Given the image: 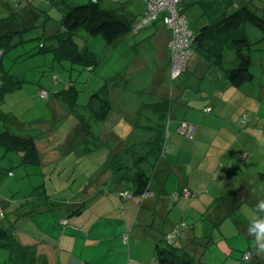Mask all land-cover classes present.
Returning <instances> with one entry per match:
<instances>
[{
	"label": "rangeland",
	"instance_id": "374dc122",
	"mask_svg": "<svg viewBox=\"0 0 264 264\" xmlns=\"http://www.w3.org/2000/svg\"><path fill=\"white\" fill-rule=\"evenodd\" d=\"M17 1L21 5L18 9L21 12L24 9L23 11L25 12L23 14L19 12L15 15L14 21L17 23L15 28L19 26V29L23 28L26 31L16 35L14 39L16 46L9 49L2 57L0 53V68L8 71L11 75H20L22 84L21 89L7 94L0 101V112L4 114L3 119L0 117V131L7 130L17 136L30 135L42 138L43 135L40 133L41 129L39 128L44 124V126L51 127L49 134L55 131L59 136V148L51 162L50 155L41 151L42 164L46 163L45 165L34 166L23 164L19 155L0 147V221L5 220L6 227H12L9 224H14L12 228L13 236L21 246L31 247L29 249L30 255L37 259V264H58L59 254L64 251L77 253L71 256L72 258L75 257L88 262L87 258L90 259L89 262H95L96 264H116L118 259L119 261L124 259V264L129 261L136 262V260L129 258L130 254L131 256L142 257L145 263L139 262L140 264H155V258L152 256L153 247H150L152 250L147 251L145 249L147 247L142 243V240L136 243L132 242L133 234L130 236L128 244L124 240V237L127 236L125 235L122 236L123 240L120 242L114 240L112 243V241L105 239L100 244L93 245L90 241L91 239L85 236V232L81 228L85 219H87L86 216L71 222L70 226L62 225L63 223L60 222L61 218L68 217V212H70L69 202L79 204V207L74 209L78 210L79 208L84 209L93 203L97 199L96 195L101 197L113 195L110 185L116 177L112 175L109 180L110 185L90 187L87 188L86 192L82 191V187L86 183L89 182L88 184L92 185L93 182L91 181L95 176V171L97 169L103 170L102 167L109 159L107 156L108 148L100 150L93 155L87 154L84 157H78L74 150L78 137L76 132L70 133L72 124L76 123L75 120L61 118L58 113L56 117L52 118L51 107L47 106V103L53 100L56 92L73 84L78 91V109L82 111L89 97L105 83L113 87L115 84L118 85L120 80L124 82L123 71L125 66L129 59L133 57L135 49L141 50L140 42L145 41L152 32L146 31L138 35L129 34L124 38L126 39L125 41L122 39L114 45H109L101 36H91L85 29L78 30L73 39L78 49H86L92 54L94 63L92 69H90L82 65L72 64L66 60H55L52 51H50L53 42L49 37L59 27V19L64 5H52L51 3L36 0L32 7L31 4V6H25L26 0ZM88 1L67 0L70 6L81 5ZM145 1L120 0L117 3L101 0V6L107 10H117L119 13L120 11L122 12L120 8L124 9L123 7L126 3H131L132 7H129L131 13L138 16L137 20H140L143 13L141 15L138 14L144 12L143 10L148 0ZM234 3L247 5L256 9L258 13H261L259 10H264V0H234ZM10 6L13 8V5L10 4ZM29 9H32L34 11L33 14H35L33 16L35 27L32 29H27L25 26L26 20L24 17L27 16ZM200 10L201 8L198 5L185 9L190 30L193 33H196L201 26L206 24V19L202 15L200 16ZM8 14V7L0 6V18L8 17ZM247 29L252 44L250 72L253 75V80L244 84L243 88H236L235 90L237 91L234 93L225 92L224 88L229 86V83L224 69L231 68L235 63L234 54L230 49L227 50L225 55L224 68H218L216 65L210 66L207 69L206 77H202L201 80H197L194 84L193 82L196 78L193 77L191 83L189 82L190 84L187 85L185 84L187 77L183 75H180L175 80H172L169 75L166 81L164 79L160 81L166 92H163V95H165L163 98L178 97V100L174 98L173 102L170 101L174 113L178 115V121L186 113L197 112V120L200 122L208 118L205 115L210 117L211 113L205 112L203 106H196L198 104L196 101L198 92L196 90L198 89L197 87L201 86L200 89H205L209 93L211 91L210 86L213 85L211 82L215 80L216 74H218V87L215 95L219 94V97L227 103V106L220 110H223L225 114H229L233 118L237 117L238 111H241V115L246 122L240 126L235 120L237 127L242 128L244 131L246 129H258L260 136L264 135V102L259 99L264 97V37L260 31L250 25L247 26ZM258 41L259 43H257ZM40 43L44 45L43 50L39 48ZM195 54L193 52L192 56ZM188 71H191V73L186 75L192 77L194 69H188ZM156 84L152 86V91H159L158 82ZM123 90L124 88L115 90L114 93H119ZM41 91H46L49 99L40 97ZM140 94L144 96L143 92ZM249 94L251 95L250 98ZM184 95H186V98ZM206 104L210 105L209 103ZM255 116L258 119H255ZM252 120H254L253 125ZM18 123L23 124L18 125ZM25 126H28V128ZM24 127L27 129H24ZM205 127L206 130L202 133V138L204 137L205 143L206 141L209 142L207 144L210 149L209 155L211 160L214 161L211 162L212 166L217 165L220 168L214 174L218 176L225 166V169L227 167L234 168L235 173V169L240 166L238 165L240 163L238 159L234 162V167L228 166L224 160L220 163V159H215L222 145H225L219 137L225 135L227 130L225 128L210 130L208 124ZM167 130L166 127V135ZM66 138H68L67 141L65 140ZM121 138H125V136L122 135ZM212 138L213 140H211ZM166 139H168V136ZM259 143L260 150L264 151V139H260ZM110 145L114 147L115 144L112 143ZM161 154L162 161L172 157V148L169 146V141L164 145L163 153ZM207 166H211L210 163H207ZM155 167L147 165L146 172L152 175ZM227 172L230 175V171L227 170ZM244 176L248 177V175ZM236 178L238 179V176ZM150 182L155 183L153 176H151ZM263 183L264 180L260 179V185ZM128 187L132 188V182L128 181ZM37 188L43 190L47 198L45 201H49L47 203L52 208L46 209L48 212L45 210L41 213L33 211L18 217V214L29 208L26 206L24 199L28 198ZM132 199H135V201L136 199L140 200L137 197ZM36 200L30 202L31 206L36 207ZM261 201H264V198L255 203L254 206L247 204L235 206L230 213L227 212L229 216H225V223L215 224V226L208 225L212 235L218 237L217 240L213 239L214 242H218L216 243L217 245L209 248L207 252L205 250L208 264H239L243 254L248 249L264 245V236L258 240L255 234H251V239L249 240L244 235L246 232L251 233L250 228L254 226L253 222L264 216V211H260L257 207ZM41 203L44 206L45 202ZM41 203L39 202L38 206ZM62 203H65L64 207L62 205L56 206ZM83 203L85 204L83 205ZM112 223L116 224L114 221ZM112 227L114 226L112 225ZM201 227L209 233L205 229L206 223H202ZM106 235L108 234H101V238ZM209 241L210 239L206 238L200 242H204L205 245V242ZM8 257V252L5 249H0V264H3Z\"/></svg>",
	"mask_w": 264,
	"mask_h": 264
},
{
	"label": "crops",
	"instance_id": "0c3cea01",
	"mask_svg": "<svg viewBox=\"0 0 264 264\" xmlns=\"http://www.w3.org/2000/svg\"><path fill=\"white\" fill-rule=\"evenodd\" d=\"M199 4V0H182L184 12L187 7L191 8L198 5L200 8ZM130 6L132 7L131 3H126L124 9L120 8L122 12L119 13L136 22L138 16L131 13ZM201 14L200 10V16ZM146 31L152 33L145 41L140 42L141 50L135 49L133 57L129 59L125 66L123 71L124 90L119 93L112 91V109L103 122L90 120V115L84 106L82 111L77 108L75 112H70L64 104L55 98L47 103V106L51 107L52 118L56 117L58 113L61 118L75 120L76 123L72 124L70 133L76 132L78 137V142L74 147L78 157H84L87 154L93 155L108 148L107 156L110 159L122 148L148 140L152 136L150 128H154L160 123L159 117L152 111L144 110L139 115L138 111L142 105H153L159 103L162 99H166L163 98L165 89H163L160 81L163 79L166 81L169 75L171 77L168 55L169 36L160 24L145 26L137 33L131 34L138 35ZM191 57L193 58L189 59L185 74H182L187 77L185 81L187 85L191 83L193 77L196 78L193 84L197 80H201L202 77H206L207 69L212 66L197 54ZM188 69H194L193 75L191 74L192 77L186 75L191 73ZM19 78L21 79V76ZM218 78L219 76L216 74L215 80L211 82L213 85L210 86L211 91L209 93L205 89H200L201 86L197 87L198 98H196V101L198 104L196 106H203L204 109L210 108L211 113L210 117L205 115L208 118H205L203 122L197 120V112L186 113L178 121V115L174 113L173 107H171V113L165 120V127L168 129L166 135L168 139H166L165 144L169 141V146L172 148V157L166 158L168 161L166 159L159 161L153 170L152 176L155 183L150 182L149 185L151 196L139 198L140 200L136 199L137 202L132 198L123 201L117 194L126 190V184L119 179H115L110 185L113 195L106 197L96 195L97 199L93 203L84 209L79 208L80 210H74L79 207V204L69 202L70 209H73L74 212L69 209L68 217H62L60 220V222L64 221L65 223L62 225L70 226L71 222L86 216L87 219H85L81 228L85 232V236L91 239L93 245H98L105 239L112 241V243L114 240L120 242L123 240L122 236L125 235H127L128 244L130 236L133 234L132 242L136 243L142 240V243L147 247L145 248L147 251L151 249L150 247H153V250L151 249L153 256L156 244L172 234L179 223L185 222L186 226L170 238L169 244L186 252L194 262L208 264L205 256L206 252L218 243L213 241V239L217 240L218 237L212 235L208 225L215 226V224L225 223V216H229L228 213L234 209L233 207L242 204L254 206L255 203L264 198V183L260 185V179L264 180V151L260 150L259 143L260 139H264V135L260 136L258 129H246L244 131L242 128L237 127L235 120L240 126L246 122L241 115V111H238L237 117L233 118L220 110L227 106V103L219 97V94L215 95ZM171 79L175 80L177 78L173 79L171 77ZM156 82H158L160 88L157 92L151 90L153 85H157ZM243 85L239 88H243ZM224 89L226 93L237 91L230 84ZM143 91H145L144 96L140 94ZM179 93L181 94V92ZM184 97L186 98V95ZM174 98L178 100V97L174 96H171L168 100L173 102ZM259 99L264 102V97ZM78 115L82 116L84 122L89 124V128L77 119ZM254 118L258 119L256 116ZM22 124L18 123V125ZM207 124L210 126V130H215L214 128L218 130L219 128H225L227 130L225 135L219 137L225 145H222L215 159H220V163L224 160L228 166L233 167L234 162L238 159L240 161L238 165L240 166L235 169V173L234 168L227 167L225 169V166L218 176L214 174L220 168L217 165L212 166L211 162L214 161L211 160L209 155L210 149L207 145L209 142L206 141L205 143L204 137L202 138V133L206 130L205 125ZM253 124L254 120H252ZM181 125H192L193 133L190 137L178 134V128ZM25 127L28 128V126ZM25 127L24 129H27ZM39 129H41L40 133L43 137L37 138L34 136V138H36L41 150L50 155L51 162L59 148V136L55 131L49 134L51 127L44 126V124ZM122 135L125 138H121ZM65 140L67 141L68 138ZM123 142L124 144H122ZM112 143L115 144L114 147H111L110 144ZM226 146L227 150L225 151ZM45 163L42 164L41 162V165H45ZM207 163H210L212 167L207 166ZM244 168H246L245 171H243ZM227 170L230 171V175ZM100 174L101 169H97L91 181L93 186H90L88 182L82 187V191L86 192L87 188L90 187L108 185L109 175L107 174L104 181L99 182ZM235 174L237 175L235 176ZM244 175H248V177L246 178ZM180 187L188 188L193 197L173 200L172 194L178 191ZM64 204L59 205L64 207ZM92 216L93 218H91ZM112 221L116 224H113ZM5 222V220L0 221V224L6 225ZM202 223H206L205 229L209 233L201 227ZM13 225L11 224L12 228ZM103 233L108 235L101 238ZM244 235L247 238V232ZM206 238L210 241L205 242L204 245V242L200 241ZM26 248L30 249L31 247ZM75 254L77 253H70L69 251L60 253L57 260L58 264H96L95 262H89L90 259L87 258L88 262L75 257L72 258L71 256ZM129 258L136 260L138 263H145L140 256H131L130 254ZM116 264H124V259L120 261L118 259Z\"/></svg>",
	"mask_w": 264,
	"mask_h": 264
},
{
	"label": "trees",
	"instance_id": "16d2710c",
	"mask_svg": "<svg viewBox=\"0 0 264 264\" xmlns=\"http://www.w3.org/2000/svg\"><path fill=\"white\" fill-rule=\"evenodd\" d=\"M34 1L36 0H26L24 4H26L25 6L31 4L33 7ZM39 1L65 6V8L64 6L62 7L58 29L53 31L54 33L49 37L53 42L50 51H52L55 60H66L72 64L92 69L94 63L92 54L86 49H78L73 39L78 30L85 29L91 36H101L109 45H114L117 41L126 38L132 33L133 20L118 13L117 10L103 8L101 0H89L87 3L76 6H70L67 0ZM9 3L13 5V8ZM199 3L201 15L207 21L205 20L206 24L194 33L192 41L193 52L206 62L216 65L218 68H224L225 55L227 50L230 49L234 54L235 63L231 68L224 69L230 86L239 88L243 84L252 81L253 75L250 72L252 44L247 33V26L254 27L264 37V10L258 9L261 11V13H258L256 9L247 5L235 4L234 0H199ZM0 6L8 7L9 11L8 17L0 18V53L2 57L9 49L17 45L14 42L16 35L26 30L22 27H20L22 29H19V26L15 28L17 26L14 21L15 15L21 12L18 9L21 5L17 0H0ZM23 10L20 14L25 12ZM33 13L34 11L29 9L27 16L24 17L27 29L35 27L33 23L35 14ZM39 48L43 50L44 45L40 43ZM119 82L118 85L115 84L113 87L105 83L89 97L84 108L89 113L90 120L103 122L107 118L112 109V91L121 90L125 86L123 81L120 80ZM21 84L22 80L18 76L11 75L8 71L0 68V101L7 94L20 89ZM144 93L145 91H143ZM54 98L64 104L70 112H75L78 108V91L73 84L56 92ZM170 103V100L162 99L159 103L153 105H142L138 115L144 110H150L159 117L160 123L154 128H150L152 136L145 142L122 148L108 159L104 167H102L103 170L98 178L99 182L104 181L108 174L110 178L114 175L115 179L127 184L126 190L117 194L123 201L128 199L125 194L130 196L129 199L134 197L142 198L145 194H150L149 185L152 175L146 172V166L155 167L162 158L161 153H163L166 141L165 120L171 113ZM0 115L3 119L4 114L0 112ZM77 119L89 128V124L84 122L82 116L78 115ZM163 121L164 123H162ZM0 147L19 155L23 164L41 165L40 154L42 150L34 137L17 136L7 130L0 131ZM128 181L132 182V188L128 187ZM108 185L110 184L108 183ZM184 188L186 187H180L176 192L180 193ZM188 191L191 194L189 198H192V192L189 189ZM181 198L185 197H179L178 199ZM46 199L43 190L37 188L28 198L24 199L26 206L29 208L18 214V217L33 211L41 213L43 210L52 208L47 203L49 201H45ZM34 200L37 201L36 207L31 206L30 203ZM39 202H45L44 206L42 203L38 206ZM56 206L60 205L57 204ZM253 223V229L258 224H264V216ZM9 225L11 226V224ZM178 225L186 226L185 222H181ZM251 234L247 233V239H251ZM169 241L165 238L156 244L153 252L155 264H198L186 252L171 246ZM0 249H5L9 254L8 259L3 264H37V259L30 255L29 249L21 246L15 239L12 227H6L4 224H0ZM255 249H248L244 253L249 255L248 259L246 261L242 259L239 264H264V254L257 255Z\"/></svg>",
	"mask_w": 264,
	"mask_h": 264
},
{
	"label": "built area",
	"instance_id": "2783aa9c",
	"mask_svg": "<svg viewBox=\"0 0 264 264\" xmlns=\"http://www.w3.org/2000/svg\"><path fill=\"white\" fill-rule=\"evenodd\" d=\"M112 2H118L119 0H109ZM182 0H148L145 6V10L140 20L133 23L132 33H137L145 26L152 24H160L165 28L168 33V51L169 60L171 66V77L178 78L186 71V66L193 54L192 41L194 33L190 30L189 20L186 14L183 12ZM48 96L46 91L40 92V97L46 98ZM205 112H210V108L204 109ZM178 132L182 135L191 136L193 133V127L189 125H181L178 128ZM151 194H145L142 198L149 197ZM126 198H130L125 194ZM179 197L189 198L191 197L188 189L184 188L180 193H173L172 198L177 200ZM63 224L64 221L62 222ZM184 225L176 226L172 234L166 237L167 241L179 232ZM127 241V236L124 237ZM248 254L243 255V260L248 259ZM127 264H140L135 261H129Z\"/></svg>",
	"mask_w": 264,
	"mask_h": 264
},
{
	"label": "clouds",
	"instance_id": "9594fccd",
	"mask_svg": "<svg viewBox=\"0 0 264 264\" xmlns=\"http://www.w3.org/2000/svg\"><path fill=\"white\" fill-rule=\"evenodd\" d=\"M258 209L260 211H264V201L259 202ZM250 232L257 236L259 240L262 236H264V224H258L256 228H250ZM257 255L264 254V245H260L255 249Z\"/></svg>",
	"mask_w": 264,
	"mask_h": 264
},
{
	"label": "bare ground",
	"instance_id": "6f19581e",
	"mask_svg": "<svg viewBox=\"0 0 264 264\" xmlns=\"http://www.w3.org/2000/svg\"><path fill=\"white\" fill-rule=\"evenodd\" d=\"M134 23V22H133Z\"/></svg>",
	"mask_w": 264,
	"mask_h": 264
}]
</instances>
